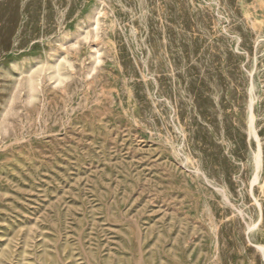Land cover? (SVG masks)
<instances>
[{
	"label": "rangeland",
	"instance_id": "374dc122",
	"mask_svg": "<svg viewBox=\"0 0 264 264\" xmlns=\"http://www.w3.org/2000/svg\"><path fill=\"white\" fill-rule=\"evenodd\" d=\"M0 264H264V0H0Z\"/></svg>",
	"mask_w": 264,
	"mask_h": 264
}]
</instances>
